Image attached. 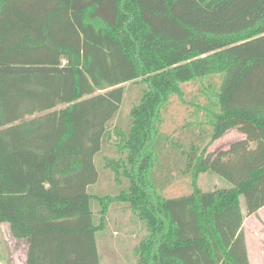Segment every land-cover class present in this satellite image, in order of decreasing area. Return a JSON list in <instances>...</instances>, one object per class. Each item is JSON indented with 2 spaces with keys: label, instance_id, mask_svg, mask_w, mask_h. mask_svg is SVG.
Masks as SVG:
<instances>
[{
  "label": "trees",
  "instance_id": "1",
  "mask_svg": "<svg viewBox=\"0 0 264 264\" xmlns=\"http://www.w3.org/2000/svg\"><path fill=\"white\" fill-rule=\"evenodd\" d=\"M189 82L192 120L162 138ZM126 83L141 95L123 129ZM230 129L245 137L205 156ZM205 172L230 187L201 190ZM182 175L191 192L165 196ZM241 197L264 206V0H0V223L25 264H100L117 205L144 224L134 264H250Z\"/></svg>",
  "mask_w": 264,
  "mask_h": 264
},
{
  "label": "rangeland",
  "instance_id": "2",
  "mask_svg": "<svg viewBox=\"0 0 264 264\" xmlns=\"http://www.w3.org/2000/svg\"><path fill=\"white\" fill-rule=\"evenodd\" d=\"M198 87V84L192 82L181 85L182 97L178 96V94L172 95L170 97V102L161 109L158 132L162 135V138H167V136L176 137L184 132L187 122L192 120L190 112L194 110V107L190 106L188 100H190L193 95L197 94ZM125 88L126 97L121 104V112L116 121L123 129L128 128V123H126V121L128 119L130 107L138 103L141 95V91L138 89L140 87L135 86L134 83H126ZM199 100H202L201 97ZM122 128H120L121 131H123ZM119 138L118 135L113 134L111 143L117 142ZM241 138L242 135L239 132L231 130L226 135L208 145L205 156L214 154L219 149H226L230 141ZM108 146L111 148L105 153L111 154L113 151L112 147L115 146ZM103 155L104 154L101 153L95 155V164L97 161L103 160ZM99 175H102L100 169ZM113 181L114 180H112V183L114 184L115 181ZM195 183L196 186L203 191L214 188L230 187L229 183L212 172L198 174ZM114 186L115 185L108 186L105 182H101L97 190L107 192L114 188ZM94 189L93 185L87 188L89 192H92ZM191 190L190 180L188 177L182 175L176 178V182L167 185L163 194L167 197H176L187 194L191 192ZM241 203L242 206H244L242 197ZM115 207L116 208L109 210L104 228L99 230L96 234L97 248L100 257L99 261L100 264H134L135 258H133L131 253L140 236V234H138L136 235L137 237H135L134 233L135 231L143 233L144 229L140 226V223L132 221L133 216L130 210H123L120 206ZM96 222H99V216L96 217ZM106 225H108L109 228H106ZM116 225L119 226V228H117ZM243 226L249 252L248 257L251 261L250 264H264V206L260 211L254 214H245ZM24 249V242L15 239L10 232L9 224L7 222L0 223V251L1 254H13V262L10 264H23Z\"/></svg>",
  "mask_w": 264,
  "mask_h": 264
},
{
  "label": "crops",
  "instance_id": "3",
  "mask_svg": "<svg viewBox=\"0 0 264 264\" xmlns=\"http://www.w3.org/2000/svg\"><path fill=\"white\" fill-rule=\"evenodd\" d=\"M231 130H236V129H230V130H228V131H226L225 133H224V135H226L228 132H230ZM237 131V130H236ZM237 132H239V131H237ZM240 133V132H239ZM241 135H242V138H244L245 136H244V134H242V133H240ZM224 135H222V136H224ZM221 136V137H222ZM220 137V138H221ZM236 140V139H235ZM232 141H234V140H232ZM232 141H230V143L232 142ZM229 143V144H230ZM97 161V160H96ZM105 184L107 185V183L105 182ZM98 185L100 186V183H95L94 185H93V188H95L94 190H92L93 192H96L97 191V188H98ZM243 199V198H242ZM240 201H241V198H240ZM244 205V204H243ZM118 206V205H117ZM114 208H116L115 206L113 207V206H111V207H109V209H108V211H107V214H106V216H105V224H106V219H107V215H108V213H109V210L110 209H114ZM120 208H122L123 210L124 209H128V210H130L129 208H125L124 206H120ZM263 208V207H262ZM262 208H260L258 211H260ZM241 209H242V212L243 213H245V207L244 206H242V203H241ZM131 211V210H130ZM257 211V212H258ZM131 214H132V221L133 222H137V223H140V226L141 227H143V229H144V232L143 233H141V232H139V231H135V237H137L136 235H138V234H140V236L138 237V242H139V240L141 239V237L145 234V228H144V224H143V222L141 221V220H139L132 212H131ZM109 224V223H108ZM243 225H244V223H243ZM116 227L117 228H119V226H117L116 225ZM244 227V226H243ZM106 228H109V226L108 225H106ZM116 228V229H117ZM15 239H17V240H21V241H23L24 242V244H25V249H24V254H23V260H24V262H23V264H25V258H26V250H27V241L25 240V239H23V238H16L15 237ZM245 239H246V235H245ZM138 242L136 243V245L138 244ZM135 245V246H136ZM135 246H134V248H135ZM134 248H133V250H134ZM133 250H132V255H133ZM247 252H248V248H247ZM248 254H249V252H248ZM1 256H2V258L0 259V264H10V263H12L13 262V254H1ZM249 258V257H248ZM249 263H251V261H250V259H249Z\"/></svg>",
  "mask_w": 264,
  "mask_h": 264
}]
</instances>
